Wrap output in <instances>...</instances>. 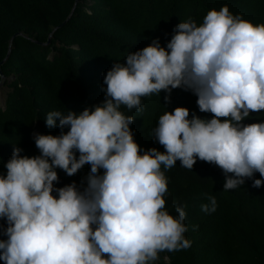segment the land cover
<instances>
[{"label":"clouds","instance_id":"9594fccd","mask_svg":"<svg viewBox=\"0 0 264 264\" xmlns=\"http://www.w3.org/2000/svg\"><path fill=\"white\" fill-rule=\"evenodd\" d=\"M104 84L106 99L94 110L46 115L48 127L59 120L70 130L37 134L40 155L22 156L14 148L6 176L0 175L5 264H155L162 252L191 247L185 208L176 207V216L166 209L162 166L169 170L179 160L192 170L197 159L214 164L225 174L224 191L257 172L264 178V122L242 123L264 110V23L234 15L227 5L213 9L200 26L191 19L176 25L166 47L155 39L130 52ZM176 88L196 94L199 110L213 118H189L183 106L167 111L152 130L164 151L142 152L130 128L134 117L121 106L142 112V97L165 91L170 101ZM86 164L83 191L75 182L55 188L57 168L72 176ZM261 186L264 179L253 180ZM205 195L201 210L212 213L216 198Z\"/></svg>","mask_w":264,"mask_h":264},{"label":"trees","instance_id":"16d2710c","mask_svg":"<svg viewBox=\"0 0 264 264\" xmlns=\"http://www.w3.org/2000/svg\"><path fill=\"white\" fill-rule=\"evenodd\" d=\"M73 4L74 0H0V80L8 89L0 102V175L6 176L14 148L19 147L22 156H38L37 134L70 130H62L59 120L48 127L49 112L94 110L106 99L104 77L113 65L126 62L130 52L155 39L166 47L179 23L191 19L200 26L209 11L225 5L234 15L264 23V0H77L63 22ZM168 95L162 91L142 97V112L121 106L134 117L130 128L142 152L153 147L164 151L152 130L167 111L183 106L190 109L189 118H213L199 110L191 90L173 89L170 101L165 99ZM257 122H264V110L242 121ZM90 169L86 164L68 176L57 168L55 188L75 182L83 191ZM162 171L168 178L166 209L176 216V207L185 208V236L191 247L162 252L155 264H264V186L253 187L254 179H264L258 172L238 188L224 191L223 171L199 159L192 170L178 160L169 170L162 166ZM205 194L216 198L212 213L201 210L208 203ZM7 227L6 218H0V240L7 239ZM0 264L5 262L0 259Z\"/></svg>","mask_w":264,"mask_h":264},{"label":"water","instance_id":"95a60500","mask_svg":"<svg viewBox=\"0 0 264 264\" xmlns=\"http://www.w3.org/2000/svg\"><path fill=\"white\" fill-rule=\"evenodd\" d=\"M76 2H77V0H74V4H73V6H72V8H71V10H70V12H69V14H68V16L64 19V21L63 22H65L66 21V19L70 16V14L72 13V11H73V9H74V6H75V4H76ZM63 22H61L60 24H62ZM59 24V25H60ZM56 28V26L53 28V30ZM52 30V31H53ZM52 31L50 32V35H51V33H52ZM19 33H21V32H19ZM50 35L48 36V38H47V40H46V42H48L49 41V39H50ZM13 37V36H12ZM12 37H11V39H10V41L12 40ZM8 54H6V56H7ZM0 75H1V77H3V73H2V71H1V69H0ZM2 83V80H0V84Z\"/></svg>","mask_w":264,"mask_h":264},{"label":"rangeland","instance_id":"374dc122","mask_svg":"<svg viewBox=\"0 0 264 264\" xmlns=\"http://www.w3.org/2000/svg\"><path fill=\"white\" fill-rule=\"evenodd\" d=\"M6 90H8L7 85H3V83L0 84V102L1 103H3V101H4Z\"/></svg>","mask_w":264,"mask_h":264}]
</instances>
